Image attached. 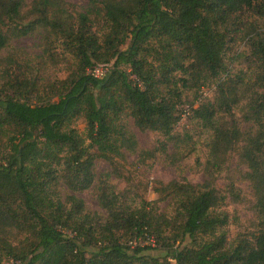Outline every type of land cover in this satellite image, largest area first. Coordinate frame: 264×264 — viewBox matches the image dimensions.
<instances>
[{
	"label": "trees",
	"instance_id": "1",
	"mask_svg": "<svg viewBox=\"0 0 264 264\" xmlns=\"http://www.w3.org/2000/svg\"><path fill=\"white\" fill-rule=\"evenodd\" d=\"M38 34L36 61L8 52L13 41ZM238 43L248 52L234 72L227 59ZM100 65L110 70L98 79L89 70ZM209 82L214 99L191 109L211 132L206 180L192 184L174 130L186 90L197 101ZM81 119L84 135L75 127ZM128 119L159 135L157 147L141 149ZM123 151L140 163L165 156L179 169L157 189L174 215L160 212L158 201L127 205L110 175L98 195L106 218L87 210L77 195L96 182V160L113 165ZM233 156L241 170L221 189ZM239 180L252 189L255 230L230 239L223 209L245 202ZM63 188L72 194L63 197ZM150 238L154 247L133 248ZM153 249L163 255L146 254ZM7 258L264 264V0H89L85 9L66 0H0V264Z\"/></svg>",
	"mask_w": 264,
	"mask_h": 264
},
{
	"label": "rangeland",
	"instance_id": "2",
	"mask_svg": "<svg viewBox=\"0 0 264 264\" xmlns=\"http://www.w3.org/2000/svg\"><path fill=\"white\" fill-rule=\"evenodd\" d=\"M33 0H27L30 3ZM85 9L88 6L89 0H66ZM234 48L233 53L230 54L227 59L229 68L238 72L245 68L242 63L240 56L247 54V49L244 43H238ZM9 53H20L25 56L26 59L34 62L40 56L43 55L42 39L40 34L25 37L16 41H13ZM3 54V56H5ZM64 78V76L62 77ZM198 98L196 99L195 90H186L184 93V106L182 107V119L174 130V136L179 141L181 153L185 155V159L181 163L182 175L192 184H202L206 180L203 167L208 159V143L211 139V132L202 129L199 124L192 119V108L196 107L199 101L209 98L214 99L216 94V85L214 82L205 84L199 92H197ZM238 117L241 116L239 109H235ZM128 125L130 130L135 134L138 145L143 150H153L157 147L158 141L162 138L153 132H141L134 125L133 120L128 119ZM76 129L85 134V122L81 119L75 125ZM169 153H173L175 148L173 144L169 143ZM125 153L124 158L117 159L115 164H109V162L101 159H97L96 165V176L97 180L94 185L87 191L78 194L77 196L84 200L85 206L88 211L97 213L106 218V212L103 210L99 203L98 195L99 189L103 186V182L106 180V175H110V183L116 186L117 191L122 193L123 200L127 205L131 207L140 208L142 203L158 201V208L160 212L166 213L169 216L174 215V206L169 199L161 200L162 195L157 192L160 184H168L173 180L178 179L181 175L179 169L170 166L169 161L166 160L165 156L158 155L154 160H148L146 163H140L137 155ZM123 159V160H122ZM231 163L229 164L228 173H224L217 181V186L221 189L226 186V177L229 176L238 177L237 171L239 168L238 158L233 156ZM242 169H244L242 167ZM103 180V181H102ZM237 185L243 192L245 202L242 204H234L229 202L224 207L223 211L228 212L230 215V225L228 227L230 239H234L239 233L252 232L255 230L254 227V213L252 211V189L247 182L238 181ZM63 197L72 194L68 189H62ZM65 234L72 235L69 231H64ZM147 241L141 240L140 242H133V248L137 246H148ZM151 256L163 255L158 250H149L146 252ZM13 258H7L4 264H13Z\"/></svg>",
	"mask_w": 264,
	"mask_h": 264
},
{
	"label": "built area",
	"instance_id": "3",
	"mask_svg": "<svg viewBox=\"0 0 264 264\" xmlns=\"http://www.w3.org/2000/svg\"><path fill=\"white\" fill-rule=\"evenodd\" d=\"M110 70L109 66H105V65H100V66H95L93 67L91 70H89V73L94 76L95 78H102L104 77ZM147 242L149 243V245H152L153 247L155 246V240L150 238L147 240ZM13 261V264H15V261Z\"/></svg>",
	"mask_w": 264,
	"mask_h": 264
}]
</instances>
